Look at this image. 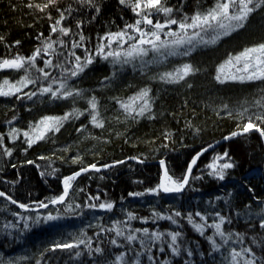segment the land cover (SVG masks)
Masks as SVG:
<instances>
[{
	"label": "trees",
	"instance_id": "1",
	"mask_svg": "<svg viewBox=\"0 0 264 264\" xmlns=\"http://www.w3.org/2000/svg\"><path fill=\"white\" fill-rule=\"evenodd\" d=\"M46 2L0 0V37L3 38L0 40V59L17 55L30 57L38 47L43 46L45 38L51 36L56 40L59 34L52 35L50 26L59 18L60 11L65 12L64 26L70 27L73 33L82 32L87 37L84 47L89 50L95 49L98 37L109 31H119L136 19L132 10L121 5L119 0H95L100 8L98 14L94 8L82 6L77 0H58L56 5L44 12L27 6L29 3ZM213 2L167 0V5L174 9V17L180 19L183 14L191 16ZM69 7L75 9L70 15L67 12ZM153 20L163 22L164 17L154 15ZM78 21L82 23L79 29ZM169 30L177 31L178 28L173 25L171 29H165ZM63 39L70 45L71 40H78L79 36ZM161 39L168 40L169 37L162 34ZM259 43H264V9L255 12L243 29L223 36L217 43L199 46L188 56H169L164 63H149L143 70L140 60L134 61L135 67L129 64L114 68L110 60L96 57L95 62L81 75L69 81L70 87L82 90L83 98L53 100L49 95H39L40 87L47 86L48 81L24 89V93L37 92L32 99L26 96L23 99L17 96L0 97V135L4 137L3 144L12 150V155L7 156L0 148V190L20 203L36 207L38 202L47 203L62 194L63 179L82 167L91 164L104 166L127 158L146 162L165 160L169 173L176 178L182 177L199 151L237 130L241 122L233 117L238 111L244 108L250 109L249 114L257 111L251 105L262 94L260 90L264 89V82L220 83L215 76L218 66L229 55ZM57 49L67 56L68 50H61L59 46ZM75 52L84 57L83 48L75 49ZM153 55L150 52L144 60L152 61ZM49 58L52 57L38 58L37 66L44 67V60ZM56 62L53 59V63ZM183 63H191L199 71L180 83H163L158 78L154 79L159 73L172 71ZM47 70L53 76L59 75V70ZM23 74V71H0V81L7 78L14 82ZM144 87L152 90V114L155 119L127 118L117 100L127 101ZM24 93L19 95L23 96ZM92 96L99 101V111L105 125L102 129L94 127L85 112L79 119H69L58 133L49 134L50 138L31 148L22 135L14 142L8 136L13 128L27 131L30 124L44 116H63L74 108L84 111L88 108L87 100ZM229 112L233 117L228 115ZM81 128L83 131L79 130ZM166 133H170V137L166 138ZM225 152L235 166L226 170L225 178L220 180L209 174L211 169L207 166ZM77 157L81 158L80 162L73 163ZM53 169L57 171L49 175ZM161 173L162 168L158 164L126 162L105 172L84 174L73 183V194L67 201L73 205V211H66V205L40 211L41 216L51 213L61 218L41 222L39 226L31 225L30 230H24V221L12 213L36 216L37 212L21 211L0 198V264H37V261L40 264H115L116 258L122 254H126L125 262L132 264V258L143 249L139 242L128 245L114 232L107 231L116 221H120L121 226L127 222L133 229L182 233V239L178 241L181 245L179 256L172 255L167 245L163 253L158 250L159 244L153 247L151 255L156 264H165L166 261L168 264H227L221 253L209 254L210 245L205 237L211 235L213 230L208 228L205 236H201L188 223V213L193 214L197 223H204L195 217L197 211L207 217L208 224L213 223L214 219L219 222L216 217V213H219L232 221L224 225L227 231L244 234L243 244L235 242L234 236L227 248L239 250L242 246L253 247L258 256H264V247H256L252 243L253 236L257 241H264V229L259 227L264 220V147L258 134L234 138L204 154L194 166L192 178L182 194L167 195L161 192L153 195L149 190L159 185ZM136 192L145 194L129 195ZM90 196H99L100 200L92 201ZM100 202H112L114 208L104 211L86 207L90 203ZM76 205L81 207L76 208ZM175 211H180L185 217H174L177 224L155 220L152 216L153 212L172 215ZM129 213L137 219L128 221ZM9 222L16 224L17 228H5L4 225ZM82 233H87V237L91 238L92 248L104 249L103 256L89 253L83 246L73 251L49 250L54 243L70 241ZM112 239H118L123 246L111 245ZM185 249H190L193 255L189 257ZM75 251H79L80 256L77 257ZM139 260L140 264H152L147 253L141 255Z\"/></svg>",
	"mask_w": 264,
	"mask_h": 264
},
{
	"label": "snow or ice",
	"instance_id": "2",
	"mask_svg": "<svg viewBox=\"0 0 264 264\" xmlns=\"http://www.w3.org/2000/svg\"><path fill=\"white\" fill-rule=\"evenodd\" d=\"M58 0H47L44 4H32L29 3V8L35 7L38 11L44 12L47 8L56 5ZM79 4L88 5L95 9L97 14L100 12L99 6L95 0H77ZM121 5H124L132 10L136 19L134 23H128L125 27L116 32H107L105 35L98 37V43L94 50H89L84 47V43L87 39L82 32L73 33L70 27L63 25V21L66 19L65 12H59V18L55 20L51 28L52 35H58L56 40H53L51 36L43 40V46L38 47L30 57H23L17 55L13 58L0 59V71L13 70L23 71V75L16 81H11L4 78L0 81V97L17 96L23 99L24 96L27 99H32L37 95L35 91H29L24 93V89L30 85H35L38 82L48 81L47 86H42L39 89V95H49L51 99H69L75 97L83 98L82 90L70 87L69 81L81 75L87 67L95 62L96 57H100L105 61L112 63L115 68L119 65L123 68L125 65H136L134 61L140 60L141 70L147 67L149 63H164L169 56H188L197 47L206 46L217 43L223 36H229L233 32L243 29L249 18L257 11L264 9V0H214L213 4L204 9H198L193 15L189 16L183 14L180 19L174 17V9L167 5V0H119ZM75 9L69 7L67 12L69 15ZM163 16L164 20H156L154 22L153 16ZM50 20L52 17L49 15ZM173 25H176L177 31H165V29H171ZM82 23L77 22V28H81ZM167 36L170 39L163 40L161 35ZM42 35V34H41ZM79 36V39H72L66 42L63 37ZM3 38L0 37V40ZM17 43H19L17 41ZM125 45L128 47L125 48ZM57 46L60 49L68 50L67 56L63 51H58ZM115 46V47H114ZM83 48L84 57L77 55L75 49ZM184 51L181 52L180 49ZM70 49V50H69ZM153 53L152 61L144 60L148 57L149 53ZM43 56H51L52 58L44 60V67L37 66V59ZM62 58V59H61ZM53 59L57 62L54 64ZM71 65V67H68ZM59 70L58 76H53L51 71ZM227 69V71H226ZM199 69L194 68L191 63H183L179 67L174 68L172 71H164L158 74V78L163 83H180L184 81L190 75L195 74ZM215 79L220 83H226L229 81L239 83H252V82H264V43H259L250 47L243 48L236 54H231L227 59L221 63L217 70ZM115 74V73H114ZM191 85H189L190 87ZM261 95L258 99L252 101L251 107L256 108L257 111L251 112L250 109L244 108L242 111H238L233 117L232 112L228 115L240 121L237 130L233 131L229 136H226V140H230L237 136H243L251 131H255L261 137H264V89H261ZM151 88L144 87L140 89L135 95L128 98L127 101L117 100L120 109L123 111L127 118L136 120L138 118L155 119L152 114L153 97L151 95ZM24 93L23 96L19 95ZM247 103V101H245ZM88 108L84 111L80 109H73L65 113L63 116H44L34 124L29 125L27 131H22L18 128H13L8 136L14 142L21 135L24 137V142L29 148L34 144L43 141L49 137V134H55L60 131L64 123L69 119H79L80 116L85 115V112L90 116V123L96 128H104V120L101 117L99 111V101L95 96H92L87 100ZM225 110L227 105L224 106ZM83 131V128L79 129ZM166 138L170 137V133H166ZM4 137L0 135V148L3 149V153L7 156L12 155V150L3 144ZM207 151V149H205ZM200 153L191 160L190 166L187 168L185 174L176 178L169 173L168 168L165 165L164 160H160V165L163 168V178L159 185L150 189L149 191L153 195H159L163 193H181L189 185L192 178V168L196 165L199 159ZM45 159V157H40ZM138 159V158H136ZM81 158L77 157L73 160V163L80 162ZM224 161L218 163V161ZM143 162V161H139ZM28 163H33L29 161ZM117 163H124L119 161ZM234 163L230 162L228 153L214 158L213 163L207 167L211 169L210 175L223 180L225 178V172L228 169L234 167ZM106 168L114 167L112 164L104 165ZM102 169L96 164L87 165L81 168L80 171L75 172L73 175L67 176L63 179V191L59 196L51 198L47 203L38 202L36 208H32L29 205L18 202L10 194L5 191H0V198L9 202L11 205H15L17 208L22 209L24 212H37L36 216H21L20 213H12L14 216L19 217L24 221L23 229L30 230L31 225L39 226L41 222L48 223L60 219L59 215H39L40 209L49 207V204L66 205V211L72 212L73 205L67 203L71 194H73V183L82 174L88 172H100ZM57 170L53 169L54 174ZM43 176L44 173H41ZM103 179V177H101ZM200 179V177H196ZM83 191V189H80ZM145 193H129L132 196H142ZM90 200L99 201V196H90ZM76 208L81 207L76 205ZM88 208L100 209L104 211H111L114 208L112 202H100L99 204L90 203L86 205ZM195 217H199L204 223H197L192 213H188L186 219L189 224L201 235L205 236L206 229L211 228L212 234L207 235L205 238L210 245V252L221 253L223 258L227 261V264H264V256H258L253 247L242 246L239 250L236 248H227L229 241L236 237L235 242L243 244L244 234L233 233L227 231L224 225L231 224V220L220 216L216 213V217L219 218V222L211 224L207 223V217L200 212H195ZM264 215V213H262ZM152 216L155 220H168L173 224H177V220L174 217L185 218L180 211H175L172 215H163L157 212H153ZM137 219L132 213L128 214V221ZM145 223L148 221L145 219ZM5 228H17L16 224L11 222L4 225ZM261 229H264V220L259 224ZM108 232H114L115 236L120 240L125 241L128 245H133L134 242H139L140 248L143 252H137L132 258V264H140L139 257L148 254V260L152 261V264H156L155 258L151 255L153 247L159 244V252L165 251V245L171 250L172 255L179 256L181 254V245L178 242L182 239L181 232H161L151 231L148 228L133 229L128 226L127 222H124V226H121L120 221H116L114 225L107 229ZM127 233V234H126ZM139 234V235H137ZM97 235H100L97 233ZM168 237L170 239H165ZM218 238V239H217ZM92 240L87 237V233H82L79 236H74L70 241L56 242L54 243L50 251H73L78 250L83 246L89 250V253L95 252L96 254L103 256L104 249L101 247L92 248ZM252 243L256 247H264V241H257L252 237ZM111 245L116 247H122L123 245L118 242V239H112ZM225 249V251H222ZM187 255L191 257L193 252L190 249H185ZM79 251H75V255L80 256ZM125 255L122 254L116 258L115 264H127L125 262ZM37 264H40L37 261ZM165 264H168L166 261Z\"/></svg>",
	"mask_w": 264,
	"mask_h": 264
},
{
	"label": "water",
	"instance_id": "3",
	"mask_svg": "<svg viewBox=\"0 0 264 264\" xmlns=\"http://www.w3.org/2000/svg\"><path fill=\"white\" fill-rule=\"evenodd\" d=\"M251 133H256L255 131H251L250 133H248V134H251ZM256 134H258V133H256ZM247 135V134H246ZM259 135V134H258ZM244 136V135H243ZM260 136V135H259ZM237 137H241V136H237ZM237 137H234V138H237ZM234 138H232V139H234ZM260 138H261V141H262V144H263V147H264V137H261L260 136ZM232 139H230V140H226L225 138H223V139H221V140H219V141H216L215 143H213V144H211V145H209V146H207V147H205L204 149H202L201 151H199L194 157H196L197 155H199L200 153H203L202 155H200V157H199V159L204 155V154H206L207 152H209V151H212V150H214V149H216V148H218V147H220L221 145H223V144H225V143H227V142H229V141H231ZM205 149H207V151H205ZM193 157V158H194ZM192 158V159H193ZM191 159V160H192ZM199 159L197 160V162L199 161ZM122 161H124V163H126V162H132V163H136V164H140V165H150V164H158V165H160V161H156V162H146V161H143L142 163L141 162H139V161H142V160H139V159H136V158H127V159H124V160H122ZM165 161V160H164ZM119 162V161H118ZM124 163H117V162H115V163H112V165H114V167H111V168H104L103 166H98V167H101V171L100 172H95V173H101V172H105V171H107V170H110V169H112V168H115V167H117V166H119V165H122V164H124ZM190 164H191V161L189 162V164H188V167L190 166ZM165 165H166V167H167V164H166V161H165ZM161 166V165H160ZM187 167V168H188ZM161 168H162V166H161ZM193 168H194V166H193ZM193 168H192V172H193ZM81 170V169H80ZM80 170H78V171H80ZM77 172V171H76ZM94 172V171H93ZM88 173H90V172H88ZM74 174V173H73ZM73 174H71V175H73ZM85 174H87V173H85ZM82 175H84V174H82ZM81 175V176H82ZM70 176V175H69ZM81 176H79V177H81ZM78 177V178H79ZM77 178V179H78ZM162 178H163V168H162V173H161V177H160V182H161V180H162ZM76 179V180H77ZM187 188V187H186ZM186 188H185V190H186ZM184 190V191H185ZM0 191H2V190H0ZM184 191L183 192H181V193H164V194H167V195H173V194H182V193H184ZM163 193V192H162ZM14 207H16L15 205H13ZM57 206H59V205H55V206H53V205H51V204H49V207L48 208H45V209H40L39 210V212L40 211H44V210H47V209H49V208H51V207H57ZM31 207V206H30ZM37 207V206H36ZM36 207H32V208H36ZM17 208V207H16ZM17 209H19V208H17ZM19 210H21V211H23L22 209H19ZM32 212H35V211H32Z\"/></svg>",
	"mask_w": 264,
	"mask_h": 264
},
{
	"label": "rangeland",
	"instance_id": "4",
	"mask_svg": "<svg viewBox=\"0 0 264 264\" xmlns=\"http://www.w3.org/2000/svg\"><path fill=\"white\" fill-rule=\"evenodd\" d=\"M170 39V38H169ZM115 47V46H114ZM128 46L127 45H125V48H127ZM60 49V48H59ZM61 50H63V49H61ZM218 239V238H217Z\"/></svg>",
	"mask_w": 264,
	"mask_h": 264
}]
</instances>
